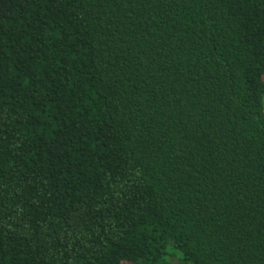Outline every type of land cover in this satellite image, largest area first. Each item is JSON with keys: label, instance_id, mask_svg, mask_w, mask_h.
Returning a JSON list of instances; mask_svg holds the SVG:
<instances>
[{"label": "trees", "instance_id": "16d2710c", "mask_svg": "<svg viewBox=\"0 0 264 264\" xmlns=\"http://www.w3.org/2000/svg\"><path fill=\"white\" fill-rule=\"evenodd\" d=\"M0 264H264V0H0Z\"/></svg>", "mask_w": 264, "mask_h": 264}]
</instances>
